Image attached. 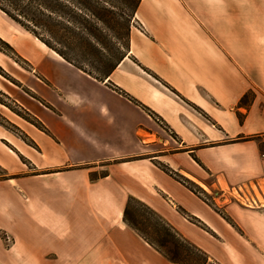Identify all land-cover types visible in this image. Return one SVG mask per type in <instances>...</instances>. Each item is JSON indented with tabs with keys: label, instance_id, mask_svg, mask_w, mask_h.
Segmentation results:
<instances>
[{
	"label": "crops",
	"instance_id": "1",
	"mask_svg": "<svg viewBox=\"0 0 264 264\" xmlns=\"http://www.w3.org/2000/svg\"><path fill=\"white\" fill-rule=\"evenodd\" d=\"M0 40L28 68L0 52L40 128L16 143L0 126V264L71 258L77 226L84 249L95 226L162 257L126 230L129 197L204 264H264V0H141L100 81L1 11Z\"/></svg>",
	"mask_w": 264,
	"mask_h": 264
},
{
	"label": "trees",
	"instance_id": "2",
	"mask_svg": "<svg viewBox=\"0 0 264 264\" xmlns=\"http://www.w3.org/2000/svg\"><path fill=\"white\" fill-rule=\"evenodd\" d=\"M140 1L0 0V11L65 62L100 81L127 54L131 20ZM0 52L11 58L15 55L1 40ZM122 220L171 264L207 261L203 252L132 197L126 202Z\"/></svg>",
	"mask_w": 264,
	"mask_h": 264
},
{
	"label": "rangeland",
	"instance_id": "3",
	"mask_svg": "<svg viewBox=\"0 0 264 264\" xmlns=\"http://www.w3.org/2000/svg\"><path fill=\"white\" fill-rule=\"evenodd\" d=\"M133 19L131 20V23ZM31 35V34H30ZM32 36V35H31ZM10 57V56H9ZM16 61L20 67L28 70L27 66L17 60L15 57L11 58ZM21 73L19 69L13 67L11 64L0 67V126L5 133L12 137L13 142L20 143L23 141L29 143L27 136L25 135L23 128L37 127L38 124L34 121L28 113H26L18 104L20 96H24L21 89H19V81H17ZM17 78V79H16ZM40 129V128H39ZM11 146V145H10ZM101 172V171H99ZM190 186L189 184H187ZM192 186H190L191 188ZM192 189L197 192L195 188ZM199 193V192H198ZM205 198V197H204ZM126 230H130L127 226ZM76 251L71 255V258H67L64 254L57 256L47 257L46 264H167L168 262L163 257L154 255L150 248L141 244L136 248L134 246L133 252L119 250L115 247L114 242L107 237V240L102 243L99 228L93 226L91 245L86 244V249L82 248L85 243L83 236V228L77 226L76 228ZM101 236V237H100ZM10 236L0 234V239L3 244L10 243ZM105 237V235H104ZM103 237V238H104ZM124 239L133 242L128 239L125 234ZM105 240V239H104ZM89 246V248H88Z\"/></svg>",
	"mask_w": 264,
	"mask_h": 264
}]
</instances>
